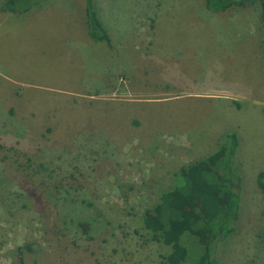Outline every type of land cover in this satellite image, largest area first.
I'll return each instance as SVG.
<instances>
[{
    "label": "rangeland",
    "instance_id": "obj_1",
    "mask_svg": "<svg viewBox=\"0 0 264 264\" xmlns=\"http://www.w3.org/2000/svg\"><path fill=\"white\" fill-rule=\"evenodd\" d=\"M205 1L94 0L110 43L84 51L61 39L71 16L25 14L22 50L19 18L0 12V264H167L143 214L187 209L171 192L180 167L228 132L240 209L215 258L264 264L260 5Z\"/></svg>",
    "mask_w": 264,
    "mask_h": 264
},
{
    "label": "trees",
    "instance_id": "obj_2",
    "mask_svg": "<svg viewBox=\"0 0 264 264\" xmlns=\"http://www.w3.org/2000/svg\"><path fill=\"white\" fill-rule=\"evenodd\" d=\"M42 1L5 0L4 10L23 14ZM255 3L260 5V19L264 26V0L205 1L206 8L212 12H224L231 7L245 8ZM84 14L89 37L109 44V35L98 16L94 0H84ZM237 147L236 133L228 132L212 153L180 167L178 183L172 186L171 192L187 209L161 201L145 210L144 227L171 248L164 256L167 264H218L215 245L232 235L239 217ZM256 182L264 201V171L258 172ZM184 234L195 240L198 246L195 255H191L182 243Z\"/></svg>",
    "mask_w": 264,
    "mask_h": 264
},
{
    "label": "crops",
    "instance_id": "obj_3",
    "mask_svg": "<svg viewBox=\"0 0 264 264\" xmlns=\"http://www.w3.org/2000/svg\"><path fill=\"white\" fill-rule=\"evenodd\" d=\"M4 1L5 0L0 1V12H5V13L9 14L10 12H7L4 10ZM48 9L51 11L58 10L56 15L62 14V18L61 17L58 18L60 20V22L63 19H65L66 15L71 16V18L65 19V20L70 21V22L67 25H64V29H65L67 36L65 35V32H62L61 33L62 34V36H61L62 40H65L67 43L72 44V45H78L79 51H84L85 47H89L91 41H94L89 37V35L87 33V27L85 24V14H84V0H44L41 3H38L35 6H33L26 13L12 14V16H11V18H13V19L16 16L19 18L18 38H20L19 39L20 49L25 50L29 46V40H24L23 30L21 28L22 24L24 23V15L27 14V16H30L33 19V17H39L40 16V15L37 16V13L46 11ZM63 10H65V11H63ZM1 16H3V14H0V17ZM34 21H35V19H34ZM69 30L71 32L78 30V32L75 34L71 33V35H70ZM27 35H28V37H30V33L27 32ZM32 38H34V37H32ZM96 42L101 44V42H104V41H96ZM100 44H98V45H100ZM33 47L35 50L37 45H33Z\"/></svg>",
    "mask_w": 264,
    "mask_h": 264
}]
</instances>
